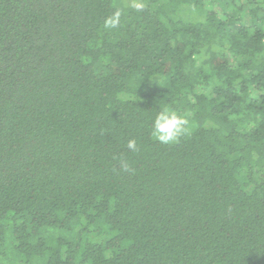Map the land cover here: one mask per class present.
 Instances as JSON below:
<instances>
[{
	"label": "trees",
	"instance_id": "obj_1",
	"mask_svg": "<svg viewBox=\"0 0 264 264\" xmlns=\"http://www.w3.org/2000/svg\"><path fill=\"white\" fill-rule=\"evenodd\" d=\"M0 264H264V0H0Z\"/></svg>",
	"mask_w": 264,
	"mask_h": 264
},
{
	"label": "clouds",
	"instance_id": "obj_2",
	"mask_svg": "<svg viewBox=\"0 0 264 264\" xmlns=\"http://www.w3.org/2000/svg\"><path fill=\"white\" fill-rule=\"evenodd\" d=\"M137 8H142V4H137ZM119 24V13H116L113 18L105 21V27L114 28ZM188 121L185 116L178 114L171 108H162L155 116L152 123L151 135L160 143L175 144L184 136L187 131ZM127 147L132 150H137L136 141L129 140ZM125 171L129 170L127 163H124Z\"/></svg>",
	"mask_w": 264,
	"mask_h": 264
}]
</instances>
